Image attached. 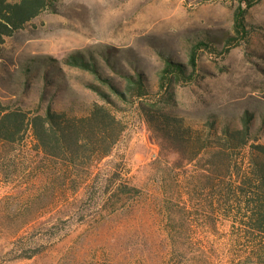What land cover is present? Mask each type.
<instances>
[{
	"label": "rangeland",
	"instance_id": "1",
	"mask_svg": "<svg viewBox=\"0 0 264 264\" xmlns=\"http://www.w3.org/2000/svg\"><path fill=\"white\" fill-rule=\"evenodd\" d=\"M247 1L56 0L5 39L0 98L42 112V83L23 73L35 61L63 88L57 108L89 112L101 101L88 84L99 82L64 61L82 51L117 81L104 55L115 66L144 72L158 92L153 102L195 130L208 119L220 130L253 112L251 143H264V0L246 9V33H238L235 15ZM193 47L194 77L159 91L166 58L188 65ZM118 118L119 141L78 193L70 169L47 172L51 157L36 152L31 132L10 145L0 161V264H255L259 244L245 238L232 213V188L220 180L227 174L219 170L223 159L213 150L194 155L196 143L194 160H181L172 150L180 145L162 143L137 104H122ZM248 146L233 168L240 174L249 166Z\"/></svg>",
	"mask_w": 264,
	"mask_h": 264
},
{
	"label": "trees",
	"instance_id": "2",
	"mask_svg": "<svg viewBox=\"0 0 264 264\" xmlns=\"http://www.w3.org/2000/svg\"><path fill=\"white\" fill-rule=\"evenodd\" d=\"M259 1L261 0H248L247 8L241 6L237 10L235 29L238 33H246V9ZM55 2L56 0H0V50L7 37L13 36L34 18L53 8ZM202 45L204 44H199ZM196 50L197 47L192 48L188 65L166 58L158 77L159 91L171 88L175 81L194 77L197 67ZM104 58L120 76V81L106 76L103 67L90 53L86 55L78 51L64 60L71 67L90 72L99 82L88 84L101 102L93 104L87 113H79V109L70 106L57 108L55 100L62 97V86L59 83L53 84L54 76L47 67L40 72L33 65L36 64L35 61L33 64L32 61L29 62L23 70L24 80L37 76L42 83L37 93L45 107L42 112L33 113L11 106L0 98V161L7 155L10 145L21 141L27 132H31L36 152L51 157L47 172L70 169L75 173L70 183L78 193L87 183V178L94 173L96 164L110 154L124 131V125L118 118L121 105L137 104L151 131L159 134L162 143L180 145L172 150L181 156V160L188 163L194 160L191 149L196 143H201V147L200 152L194 155L213 150L223 159L226 164L219 170L226 171L227 174L220 175L221 184L232 188L228 203L231 202L236 207L232 213L240 219L245 238L254 239L259 244L255 250L254 263L264 264V143H251L255 114L247 110L236 124L227 121L220 130L215 119H208L202 131L195 130L185 124L183 117L158 107L153 102L158 92L153 90L144 72L136 70L132 73L115 66L105 55ZM188 68H191L190 74ZM49 89L54 93L50 94ZM247 146L250 151L249 166L240 174L233 168L236 167L238 154ZM220 205L222 213L224 206L222 202ZM26 225L28 224H24L18 231Z\"/></svg>",
	"mask_w": 264,
	"mask_h": 264
}]
</instances>
